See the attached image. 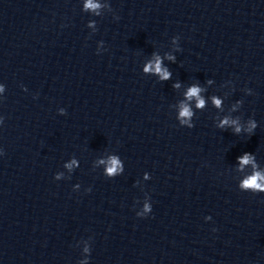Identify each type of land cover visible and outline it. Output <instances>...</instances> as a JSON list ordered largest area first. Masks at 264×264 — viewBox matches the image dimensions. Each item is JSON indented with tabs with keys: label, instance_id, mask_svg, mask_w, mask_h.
<instances>
[{
	"label": "water",
	"instance_id": "water-1",
	"mask_svg": "<svg viewBox=\"0 0 264 264\" xmlns=\"http://www.w3.org/2000/svg\"><path fill=\"white\" fill-rule=\"evenodd\" d=\"M99 2L95 15L84 0H0V264H77L89 237V264H264V192L239 189L233 168L244 151L264 166V0ZM174 35L172 78L143 73ZM208 78L223 106L209 99L179 125L175 102ZM226 112L256 129L217 128ZM109 153L124 161L115 177Z\"/></svg>",
	"mask_w": 264,
	"mask_h": 264
},
{
	"label": "clouds",
	"instance_id": "clouds-1",
	"mask_svg": "<svg viewBox=\"0 0 264 264\" xmlns=\"http://www.w3.org/2000/svg\"><path fill=\"white\" fill-rule=\"evenodd\" d=\"M103 7V4L99 0H84L82 5V10L90 11L95 15H99V9ZM118 18V17H117ZM95 21H88L87 26L93 27ZM171 44L173 45L172 51L165 52L161 55L159 52L152 51L147 58L144 60L141 70L145 74H151L156 77L159 81L170 80L173 76L172 70L169 65L165 63V60L171 61L172 63L176 62L175 53L180 51L179 45V36L174 35L171 37ZM104 41H97V52L104 50L103 49ZM182 81L176 79L172 81L171 87L173 89H179L181 87ZM214 80L208 78L201 83L198 79L193 80L190 83H187L183 96L181 99L177 100L174 105L175 109V119L181 126H187L191 128L194 126V116L196 110H202L208 100L210 99L213 103V106L217 109H220L223 106L224 95L212 93L211 95L207 93L209 85H213ZM22 88H25V85H21ZM221 87H229L234 89L233 82L231 80L225 81ZM245 94H252L251 88L243 89ZM5 93V84L0 82V100L3 99ZM229 95V92H225ZM243 104L242 99H236L229 106V112L235 113L238 108ZM58 113L64 114L66 109L64 107H59L57 109ZM4 117L0 115V125L3 124ZM215 126L222 130H230L232 133L239 135L241 133L252 134L257 127V120L252 116H249L247 120L241 121L240 116L232 115L228 112L218 116L213 119ZM4 154L3 147H0V156ZM100 163L105 164L103 174L107 177H115L124 172V161L118 153H109L107 157L101 158ZM74 166H78L77 159L72 158L70 161L64 164V167L69 171L73 169ZM233 168L236 173L241 175L237 178V186L242 191H251L255 192H264V166H261V163L257 160L254 152L244 151L241 154L236 156V162L233 164ZM64 178V172L57 171L54 173V179L60 180ZM151 178V175L148 171H144L142 175V180H148ZM137 181V183H140ZM73 189L78 190L80 184L77 182L73 184ZM85 191H91V187L85 189ZM152 210V203L149 195H146L143 198L141 206L137 209L136 215L139 217L147 216ZM205 220H210L211 216L207 215L204 217ZM215 231V229H213ZM91 237L84 240V253L87 255L83 259L77 261V264H89L91 245Z\"/></svg>",
	"mask_w": 264,
	"mask_h": 264
}]
</instances>
